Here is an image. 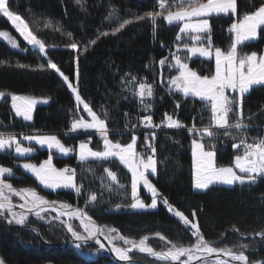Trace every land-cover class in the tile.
I'll use <instances>...</instances> for the list:
<instances>
[{
	"label": "trees",
	"instance_id": "16d2710c",
	"mask_svg": "<svg viewBox=\"0 0 264 264\" xmlns=\"http://www.w3.org/2000/svg\"><path fill=\"white\" fill-rule=\"evenodd\" d=\"M161 2L166 6L163 10L159 8ZM174 2L179 0H81L80 3L76 0H8L10 10L21 15L38 38L45 42L47 58L61 69L69 82L73 84L75 75H79L80 95L89 99L93 109L96 105L109 113L106 126L112 142L128 144L133 134L123 133L126 122L130 121L136 127L140 124L135 103L126 100L121 89L128 76L133 74L143 77L144 83L153 87V97L147 103L154 125L162 123L166 113L185 125L176 131L155 132L156 140L150 141L156 148L158 168L157 175L152 178L159 193L155 210L130 209L131 176L115 160L81 163L74 153L62 159L47 150H38L31 157L36 164H40L51 154L54 167L72 168L76 173L75 182L81 187L80 196L75 191L40 188L32 177L16 166L17 159L12 151L0 153V166L13 170L14 176L7 177L6 181L14 188H32L49 201L80 208L104 230L114 228L115 232L130 240L145 239V243L158 252L167 251L173 244L191 247L196 242L191 230L171 215L163 204V199L167 198L176 210L198 225L201 234L212 246L244 251L250 264H261L264 262V239L256 233L264 230V178H259L254 185L211 186L203 192H195L192 188L191 142L201 137L190 134L186 128L208 126L209 114L200 112L203 102L192 96L184 98L183 94L169 89L167 76H164V81L159 77L158 63L173 53L179 25L169 26L162 17H158L154 35L153 26L147 18L136 19L149 11H163L167 15L168 11L175 10L169 7ZM236 2L235 16L210 18L213 47L229 50L233 38L228 31L231 23L255 11L264 0ZM125 20H132V23L113 34ZM45 21H50L52 27L44 28ZM0 31H7L18 38L1 14ZM105 32L108 35H103ZM73 42L78 44L77 51L70 47ZM263 48L264 27L259 29L257 41L240 45L237 53L259 54ZM0 61H4L0 63V93L4 94L0 98V134H17L18 138L19 134H50L58 136L73 151L80 143H87L95 150L101 149L102 141L98 134H66L72 130L74 120L79 118V108L63 77L47 68L42 54L30 49L21 40L18 49H12L0 40ZM18 64L25 67H18ZM40 64L44 67L41 68ZM189 66L202 76H210L214 70L212 61L201 59L190 61ZM11 94L47 98L49 104L37 106L33 121L26 123L13 116ZM177 103L181 105L179 108ZM243 112L245 123L249 124L244 130L246 135L253 134L250 127L264 126V88H254L244 97ZM233 132L236 139L219 135L212 140H202L208 149L215 145L218 165H231L234 156L240 153L232 145L240 142L241 134ZM152 133L137 136L138 151L147 147L145 137H150ZM105 167L117 175L119 187L107 177ZM91 195L97 196L95 202H89ZM141 196L149 205L150 198L144 190H141ZM42 216L45 219L29 215L25 227L9 226L0 219V259L3 264H119L106 252L92 259L81 256L68 245L71 236L66 228L58 220L49 223V218L55 214L44 213ZM70 223L81 233L76 221ZM32 229H36L40 239ZM161 236L165 239L162 240ZM241 244L248 247L242 249L239 247ZM81 250L91 253L97 250V245L87 244ZM131 257L142 264H163L145 255L132 254Z\"/></svg>",
	"mask_w": 264,
	"mask_h": 264
},
{
	"label": "snow or ice",
	"instance_id": "6c2138e0",
	"mask_svg": "<svg viewBox=\"0 0 264 264\" xmlns=\"http://www.w3.org/2000/svg\"><path fill=\"white\" fill-rule=\"evenodd\" d=\"M76 2L80 3L81 0H76ZM165 7L163 2L159 4L160 9L163 10ZM169 7H174L176 10L168 11L167 15H164L163 11H149L144 16H137L136 19L141 21L147 18L153 26L154 35L158 27V17H162L169 26H173L174 24L181 25L176 36L177 41L184 37L191 39L194 44L197 41L203 42L207 40V47L203 45L192 47L188 51L193 55L199 53L200 56L211 58L213 38L208 17L219 16L220 14L228 15L229 13L236 15L238 6L236 0H206V2H200V0H179V2L169 5ZM0 14L11 22L15 31L23 38L27 45L33 49H38L40 54L45 53V42L41 38H38V35L33 32L29 23L21 15L10 10L8 0H0ZM193 18L197 19L193 20ZM130 23H132V20H125L119 27L115 28L113 34L119 32ZM50 27H52L51 22L45 21L44 28ZM262 27H264V3H261V6L250 14H244L238 22L231 23L228 31L233 33L235 38L231 43L230 50L227 52L222 51L220 47H215V74L211 78L200 76L195 71L190 70L188 64L183 62L180 56L172 53L175 63L174 65L168 63L167 67L169 69H178L179 74L168 81L170 90L174 89L176 92L182 93L184 98L192 96L206 102L205 107L210 106L211 110L208 126L202 129L193 126L188 129L190 134L195 133L201 137L200 140L193 139L192 142L194 189L206 190L210 185L214 184L234 185L238 183L240 185H254L258 182V178H264V138H259L254 143L247 142L246 138H244L246 136L244 130L249 127V124L245 123V114L243 112L244 97L250 94L254 88H264V55L257 56L253 52L238 56L237 53V46L242 45L245 41L256 40L257 30ZM103 35H108V33L105 32ZM0 37L7 39L12 49L19 48L17 41L8 32L0 31ZM92 43L94 44L95 40ZM70 47L73 51H77L78 44L73 42L70 44ZM177 50L179 51V47ZM166 60L167 58H163L159 61L161 67L165 66ZM0 63H4V61H0ZM17 66L25 67L22 64H18ZM40 67L43 68L44 65L41 64ZM47 68L59 73L63 77L64 83L68 85L75 96L77 106L83 105L84 112L91 118L90 122H86L83 118L74 120L71 125L72 131H76L77 129H95L104 141L103 151H93L88 148L87 143H81L79 145V161L83 163L89 158L96 161H108L110 158L118 159L120 164L131 173V197L133 203L130 207L132 209H145L146 207L155 209L159 193L156 187L150 183L146 174L157 175L158 173L157 160L155 159L156 148L154 143L150 142L156 140V134L152 133L150 137H145L147 148L151 149V154L147 155L146 159L143 158V154L138 153L136 150L135 135H133L131 142L125 146H122L120 143L111 142L108 138L109 129L106 126L107 112L105 113V118H101L93 111L89 104L82 99L77 88L69 82V78L51 60L47 62ZM132 80L135 81L136 77H132ZM226 91H231L238 95L230 97L225 94ZM153 94L151 84L139 83L138 96L142 104L146 95L153 97ZM3 95V93H0V97H3ZM11 100V106L15 110L16 116H22L25 121H31L32 108L36 104V101L25 100L24 97L16 95H12ZM18 101L20 103H17ZM44 103H47V101L45 100ZM180 106L179 103L176 104L177 108ZM148 107L150 106L145 105V108ZM125 115L127 116V113ZM140 124L146 128L166 127L169 129H181L185 127L180 120L173 119L167 113L159 125L153 124L150 115L145 116L140 121ZM132 127L135 128L136 125L133 124ZM233 130L235 133L241 134L240 142L238 144L234 143L232 145L233 148L239 149L242 147L244 150L243 155L235 156L234 165L235 169H238V172L233 167H218L215 164V145L213 144L209 150H206L205 144L201 142L204 138L212 140L219 135L231 136L233 139H236ZM22 139L29 142L35 141L36 144L41 146L47 145L49 150L56 148L63 155H68L73 151V149L65 147L55 135H25ZM13 145L15 146L17 157H25L26 154L34 151L32 147H22L15 136H0V153L12 148ZM20 166L26 172L31 173L39 185L43 186V189H51L52 191L57 189H72L77 196L81 195V187L75 182V171L68 168L57 169L54 167L53 156L51 154L38 166L34 163H23ZM104 171L107 177L113 183H117L119 187L117 175L108 167H105ZM13 176L14 173L11 168L0 166V217H3L9 226H26L29 222L30 214L43 220L45 217L42 216V213L54 211L56 215L49 218V223L58 220L66 228L67 233L70 234L73 241L72 246L75 249H82L86 245V242L94 240L100 250L108 251L110 249V254L118 262H129L132 259L130 253L133 250H137L139 253H146L154 257L157 261H172L174 264L175 262H179V264H191L195 260H205L207 256L213 254L217 257L214 264H230V262L250 264L244 251L236 252L230 248L221 249L212 246V243L206 241L201 234L198 225L191 222L181 211L176 210L167 198L163 199V204L167 207L168 211L179 218V221L186 228H189L192 236L196 238V242L192 247L173 244L167 251L157 252L152 247L146 245L145 239H140L137 242L126 239L119 234L117 237H110L83 210L72 208L68 203H61L57 207L56 201L50 202L32 188L16 190L11 183L5 182L7 177ZM141 184L152 195L150 205H145L138 196V186ZM109 190L111 191L110 186ZM14 196H18L23 203L14 204L12 202V197ZM96 200V195H91L89 198V202H95ZM16 207L24 211H14ZM193 216H195V213H193ZM62 217H66L67 219H61ZM73 219L79 221L80 227L86 235L77 231L73 224L70 223ZM31 231L36 233V229H32ZM115 231L114 228L108 229L109 233ZM256 235L264 239V230L256 233ZM99 236H105V239L108 240L107 248L101 242ZM117 238L123 240L124 245L127 247H118L113 244V239ZM160 238L162 240L165 239L163 236ZM239 247L244 249L248 245L241 244ZM182 257H186L187 259L181 261ZM220 257H227L228 259H221ZM0 264H3L2 259H0Z\"/></svg>",
	"mask_w": 264,
	"mask_h": 264
},
{
	"label": "rangeland",
	"instance_id": "374dc122",
	"mask_svg": "<svg viewBox=\"0 0 264 264\" xmlns=\"http://www.w3.org/2000/svg\"><path fill=\"white\" fill-rule=\"evenodd\" d=\"M200 2H206V0H200ZM174 3H177V2H174ZM173 3V4H174ZM176 10V9H175ZM174 10V11H175ZM231 13H229L228 15H224V14H220L219 16H229ZM2 15V14H1ZM219 16H214V17H219ZM232 16H235V15H232ZM213 17V16H212ZM5 18V17H4ZM210 18L211 17H208V19H209V22H210ZM6 20H7V18H5ZM195 19H197V18H193V20H195ZM8 21V20H7ZM9 22V21H8ZM166 22V21H165ZM234 22H238V21H234ZM9 24L11 25V27L14 29V27L12 26V24H11V22H9ZM179 25V24H178ZM181 25H179V27H180ZM210 26H211V24H210ZM231 26V25H230ZM230 28V27H229ZM259 30V29H258ZM258 30H257V39H258ZM14 31H15V29H14ZM7 32V31H6ZM9 33V32H8ZM17 33V32H16ZM10 35H11V37L13 38V39H15L16 41H17V43H18V45H19V42H20V40L21 41H23L25 44H26V42L23 40V38L22 37H20L19 36V34L17 33V35H18V38H16L12 33H9ZM181 35H183V34H181ZM232 36H233V38H232V41L234 40V38H235V36H234V34L232 33ZM257 39L256 40H254V41H245V42H243V44H246V43H252V42H255V41H257ZM0 40L1 41H4V42H6L9 46H11L10 44H9V42H8V40L7 39H5V38H3V37H0ZM27 45V44H26ZM185 45H187V47H185ZM204 46V47H207V40H204L203 42H201V41H197V42H195V44L193 43V41L191 40V39H188L187 37H184V38H182L181 40H179V41H177V39H176V45H175V47H174V51H173V53H175L176 55H178V56H180V58H181V60L183 61V62H186L187 64H188V67H189V69L190 70H192L191 68H190V66H189V64H190V61L192 62L193 60H196V59H201L202 61H212L213 62V65H214V70H213V73L210 75V76H208L209 78H211V76L212 75H214L215 74V47H213L212 48V50H211V52H212V55H211V58H206V57H203V56H200L199 55V53H196L195 55H193L192 53H190L189 51H188V49L189 48H192V47H200V46ZM30 49H32V50H35V51H37V52H39V50L38 49H33L31 46H29V45H27ZM240 45H238L237 47H239ZM179 47V51L177 50V48ZM222 50V49H221ZM230 50V49H229ZM46 51V50H45ZM222 51H224V50H222ZM228 51V50H227ZM227 51H224V52H227ZM251 54V53H250ZM44 57H45V59H46V64H47V62L49 61V59L47 58V55H46V52L44 53V54H42ZM243 55H245V54H238V56H243ZM257 56H259V55H257ZM168 63H172L173 65H174V63H175V61H174V59L172 58V54H170L169 55V57L167 58V60H166V64H165V66L164 67H161L160 66V64L158 63V66H157V71H158V73H159V77H160V79H161V77L163 78V81H164V76L166 77V79H167V84H168V81L170 80V79H172V78H174L176 75H178L179 74V71H178V69H176V68H172V69H169L168 67H167V65H168ZM41 65V64H40ZM166 69V71H164ZM193 71V70H192ZM59 74V73H58ZM199 75V74H198ZM200 76H202V75H200ZM79 80V84H78V80ZM162 85H164V83H161ZM74 87H76L77 89H79V85H80V78H79V75H75V80L73 81V84H72ZM168 87H169V89H170V86H169V84H168ZM69 90H70V92H71V94H72V96H73V98H74V101H75V96H74V94H73V92H72V90L69 88ZM172 91H175L174 89H171ZM176 92V91H175ZM182 94V93H181ZM12 95H15V94H11V95H9V99H10V107H11V110H12V113H13V116L16 118V119H19V120H22L23 122H26V123H31L32 121H33V118H34V113H35V108L37 107V106H47L48 104H49V100L47 99V98H39V97H31V96H21V95H16V96H19V97H24L25 98V100H35L36 101V104L35 105H33V108H32V120L31 121H25L24 119H23V117L22 116H16V113H15V110H13L12 109V100H11V96ZM81 97H82V99L86 102V103H90V102H88V100L89 99H87L86 97H84L83 95H81ZM1 98V97H0ZM195 98V97H194ZM197 99V98H196ZM47 101V103H44V101ZM199 100V99H198ZM17 103H20L19 101L17 102ZM75 104H76V101H75ZM76 106H77V104H76ZM89 106L91 107V105L89 104ZM78 108H79V113H80V116H79V118L78 119H80V118H83V119H85V121L86 122H90V120H91V118L88 116V114L86 113V112H84V110H83V105H79V106H77ZM92 108V107H91ZM93 109V108H92ZM93 111H95L101 118H105V113L107 112L106 110H104L103 108H101V111H98L97 109H93ZM109 113L107 112V115H108ZM149 114L147 113V114H145V116H148ZM145 116H143V117H141V118H139V123H140V121L145 117ZM129 123H130V127L129 126H127V127H125V130L123 131V133H128V134H133V135H135L136 136V150H137V136H139V135H144L145 133H149V132H169V131H176V130H179V129H169V128H166V127H160V128H156V127H153V128H146V127H143V126H141V124H139V126L138 127H135V128H133L132 127V122H130L129 121ZM161 124V123H160ZM161 129H163V130H161ZM78 133H94V134H98V136H99V138L101 139V141H102V147H101V149L100 150H95V149H92L90 146H88V148H90L91 150H93V151H103L104 150V141H103V139L101 138V136H100V134L98 133V132H96V130L95 129H88V130H84V129H77L76 131H68L66 134H68V135H73V134H78ZM110 133V132H109ZM108 133V134H109ZM3 135H8V136H14L15 135V137L17 138V140H18V142L21 144V146L22 147H32L33 149H34V151L32 152V153H35V152H37L38 150L37 149H39V148H41V147H39V146H41V145H38V144H36L35 143V141H32V142H29V141H27V140H24V139H22V137L23 136H25V135H33V136H51L50 134H39V133H31V134H19V138H18V136H17V134H0V136H3ZM7 136V137H8ZM56 136V135H55ZM133 137V136H132ZM56 138L63 144V142L59 139V137L58 136H56ZM108 138H109V135H108ZM109 140H110V138H109ZM111 141V140H110ZM26 142H28V143H34V144H36L38 147H37V149H36V147L35 146H33V145H29V144H26ZM112 142V141H111ZM131 142V141H130ZM129 142V143H130ZM192 142H193V140H192ZM192 142H191V154H192ZM202 142V141H201ZM113 143H115V142H113ZM203 143V142H202ZM81 144V143H80ZM80 144H78L77 145V147H76V149H75V151H71L68 155H63V154H61V153H59L58 152V150L56 149V148H52L51 150H49L48 149V147H47V145H44L45 146V149L47 150V151H51V152H53L57 157H59V158H62V159H66V158H68L69 156H71L73 153L75 154V157H76V159H77V161L78 162H80L79 161V151H80V148H79V145ZM64 145V144H63ZM122 146H125V145H127V144H121ZM65 146V145H64ZM65 147H68V148H70L69 146H65ZM147 148V147H146ZM205 149L206 150H209L208 148H206L205 147ZM142 150V149H141ZM141 150L140 151H138L137 150V152L138 153H141L142 154V152H141ZM4 151H8V152H11L12 151V153H13V156L14 157H16V158H19V160H17V162H16V166H18L19 168H21V171H23L26 175H28V176H30V177H32L34 180H35V177H33L32 176V174L31 173H28V172H26L20 165H22L23 163H34V164H36L31 158H29V156H30V154H26L25 155V157H17V154L15 153V146L13 145L12 146V148H10V149H6V150H4ZM236 155H243V154H240V153H238V154H236ZM235 155V156H236ZM235 156H234V159L232 160V164L231 165H228V166H222V165H218V163H217V158H216V155H215V164L218 166V167H233V169L235 170V171H237L238 172V169H235V165H234V160H235ZM144 158V157H143ZM156 159V158H155ZM110 160H115V161H117V162H119L118 161V159H116V158H110ZM86 161H96V160H93V159H91V158H89L88 160H86ZM86 161H84V162H86ZM120 163V162H119ZM37 166L39 165V164H36ZM122 165V164H121ZM123 166V165H122ZM124 167V166H123ZM68 168V167H67ZM126 170H127V168L126 167H124ZM65 169V168H64ZM128 171V170H127ZM129 174H130V176H131V173L130 172H128ZM146 175H148V178H149V181H150V183H152L153 184V181H152V178H154L155 177V175H151L150 173H148V174H146ZM258 180H259V178H258ZM36 181V180H35ZM6 182V181H5ZM37 182V181H36ZM6 183H8V182H6ZM258 183V182H257ZM256 183V184H257ZM37 184H38V186L40 187V188H42L43 189V186H41V185H39V183L37 182ZM238 184V183H237ZM154 185V184H153ZM235 185V184H234ZM234 185H223V184H214V185H210L209 187H211V186H222V187H233ZM79 186V185H78ZM155 187V186H154ZM192 188H193V155H192ZM23 189H25V188H23ZM44 190H46V189H44ZM48 191H52L51 189H47ZM59 190H69V191H74V190H72V189H57V190H55V191H59ZM141 190H144V192L146 193V195H148L149 196V198H150V201H149V205L151 204V201H152V195H151V193L147 190V189H145L144 187H143V185L141 184V185H139L138 186V196H139V198L145 203V205H146V202L144 201V199L142 198V196H141ZM193 190L195 191V192H203V191H205V190H197V189H194L193 188ZM207 190V189H206ZM132 198V197H131ZM12 202L14 203V204H21V203H23V201H21L20 199H19V197L18 196H14V197H12ZM62 202H58V201H56V205H59V204H61ZM132 203H133V200H132ZM157 206H158V203H157ZM157 208V207H156ZM155 208V209H156ZM80 209V208H79ZM130 209L132 210V211H142V210H155V209H152V208H149V207H146L145 209H132L131 207H130ZM82 210V209H81ZM14 211H17V212H22L23 210L21 209V208H19V207H16V208H14ZM46 213H48V212H46ZM43 214V213H42ZM171 215H173L172 213H170ZM30 215H32V214H30ZM35 216V215H34ZM174 216V215H173ZM177 218V217H176ZM61 219H67L66 217H62ZM179 219V218H178ZM74 221H76L77 222V224L79 225V228H80V230H81V233L82 234H84V235H86V233H83V229L80 227V224H79V221L78 220H75V219H73ZM6 223V222H5ZM7 224V223H6ZM16 226V225H15ZM22 227H25V226H22ZM105 233L107 234V235H109L110 237H117V235H118V233L117 232H111V233H109L108 232V229L107 230H105ZM120 235V234H119ZM121 236V235H120ZM72 240V239H71ZM113 244H115L116 246H118V247H127L126 245H124V242H123V240H120V239H113ZM137 242H139V241H137ZM90 244H95V242H92V243H90ZM69 245L72 247V248H74L72 245H73V243H69ZM96 245V244H95ZM147 245V244H146ZM148 246V245H147ZM192 247V246H191ZM75 249V248H74ZM81 256H83V257H85V258H87V259H92V258H95L99 253H104L105 251L104 250H100L99 249V246L97 245V250H95L94 252H91V253H86V252H83L81 249H79V250H77V249H75ZM133 251H135L136 253H130V256L132 255V254H140V255H145L146 253H139L137 250H133ZM145 256H147V257H150V258H153V259H155L154 257H151V256H149L148 254L147 255H145ZM187 258L186 257H182L181 258V261H183V260H186ZM131 262H126V263H119V264H138V263H140V262H138V261H134V260H130ZM160 262H162L163 264H167L168 262L167 261H160ZM214 262H215V260H204V261H201V262H199V263H196V264H214ZM142 264V263H141ZM231 264V263H230Z\"/></svg>",
	"mask_w": 264,
	"mask_h": 264
},
{
	"label": "built area",
	"instance_id": "2783aa9c",
	"mask_svg": "<svg viewBox=\"0 0 264 264\" xmlns=\"http://www.w3.org/2000/svg\"><path fill=\"white\" fill-rule=\"evenodd\" d=\"M132 77H136V80L133 81ZM78 80V79H77ZM143 82L144 83V78L139 76V75H129L128 76V80L124 83V85L122 86V92L125 95V99L128 101H132L133 103H135V108L136 111L139 115V118L145 116V114H147L149 112V108H145V105H149L147 103V101L152 98V97H148L147 95L145 96L144 102L143 104L140 102V98L138 96V92H139V83ZM78 84H79V80H78ZM79 89H80V85H79ZM77 89V90H79ZM226 95L232 97V96H236L237 93H233L231 91H226L225 93ZM86 97V96H84ZM87 98V97H86ZM88 99V98H87ZM91 103V102H90ZM95 109H97L98 111H101V108L95 105ZM200 112L201 111H206L209 114V117L211 118V110H210V106L205 107V103L201 104L200 107ZM130 123L129 121L126 122V127L129 126ZM193 127V126H192ZM191 128V127H190ZM198 129H202V127H196ZM251 130L253 131L252 135H246L244 138H246L247 142L249 143H254L256 142L259 138H264V126L258 127V126H254V127H250ZM187 130L189 128H186ZM163 130V129H161ZM124 131V130H123ZM241 153H243V148H239L238 149ZM143 157L146 159L147 155L151 154V149L146 148L142 151ZM156 158V156H155Z\"/></svg>",
	"mask_w": 264,
	"mask_h": 264
},
{
	"label": "water",
	"instance_id": "95a60500",
	"mask_svg": "<svg viewBox=\"0 0 264 264\" xmlns=\"http://www.w3.org/2000/svg\"><path fill=\"white\" fill-rule=\"evenodd\" d=\"M68 169H70V170H73V169H71V168H68ZM16 190H20V189H16ZM59 205H57V207H58ZM72 208H77V207H74V206H71ZM23 210V209H22ZM24 211V210H23ZM49 212H54V211H49ZM55 213V212H54ZM0 219H2L3 221H4V218L3 217H0ZM93 220V219H92ZM94 221V223L97 225V226H99L98 225V223L95 221V220H93ZM5 222V221H4ZM100 227V226H99ZM36 235H37V237L40 239V235L36 232ZM99 239L101 240V242L102 243H104L105 244V246H106V248H107V246H108V240L107 239H105V236H99ZM92 242H94V240H92V241H88V242H86V245L87 244H90V243H92ZM71 243H73V241L71 240ZM46 244V243H45ZM69 245V244H68ZM155 251V250H154ZM106 253H107V255H108V257L110 258V259H112L113 261H115L114 260V257H112V255L110 254V249L108 250V251H105ZM158 252V251H157ZM133 253H136L135 251H133ZM145 255H147V254H145ZM221 259H228L227 257H220ZM217 259V257H216V255L215 254H213V255H211V256H207L206 257V259L205 260H216ZM201 261H204V260H195V261H193V262H191V264H196V263H199V262H201ZM115 262H117V263H126V262H118V261H115ZM129 262H131V261H129ZM168 263L167 264H174V262H172V261H167ZM231 264H238V262H230ZM138 264H141V263H138ZM175 264H179V262H175ZM261 264H264V262L263 263H261Z\"/></svg>",
	"mask_w": 264,
	"mask_h": 264
},
{
	"label": "crops",
	"instance_id": "0c3cea01",
	"mask_svg": "<svg viewBox=\"0 0 264 264\" xmlns=\"http://www.w3.org/2000/svg\"><path fill=\"white\" fill-rule=\"evenodd\" d=\"M259 31V30H258ZM257 55H264V48H263V50H262V52L261 53H259V54H257ZM8 135H3V137H7ZM15 136V135H14ZM39 147H41L40 149H45V146H39ZM46 150V149H45ZM32 157V155L30 154V156H29V158H31ZM17 160H19V158H16Z\"/></svg>",
	"mask_w": 264,
	"mask_h": 264
}]
</instances>
